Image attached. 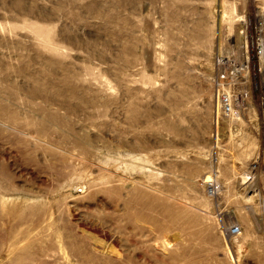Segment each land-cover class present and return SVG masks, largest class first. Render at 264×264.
Masks as SVG:
<instances>
[{
    "label": "rangeland",
    "instance_id": "rangeland-1",
    "mask_svg": "<svg viewBox=\"0 0 264 264\" xmlns=\"http://www.w3.org/2000/svg\"><path fill=\"white\" fill-rule=\"evenodd\" d=\"M262 8L0 0V264H264L257 92L221 120L210 82Z\"/></svg>",
    "mask_w": 264,
    "mask_h": 264
},
{
    "label": "built area",
    "instance_id": "built-area-1",
    "mask_svg": "<svg viewBox=\"0 0 264 264\" xmlns=\"http://www.w3.org/2000/svg\"><path fill=\"white\" fill-rule=\"evenodd\" d=\"M251 36L252 55L248 48L245 55H241L234 48H226L216 56L214 71L210 78L213 92L217 98V118H221V120H229L243 113L248 109L251 101L254 100L255 92H257L263 147L257 160L250 165L245 175L248 184L255 180L260 161L264 163V8L253 20ZM254 75H257L258 84L254 81ZM205 183L207 192L211 195L215 194L214 179L208 178ZM241 233L242 228L239 223H234L226 228L229 238L237 237Z\"/></svg>",
    "mask_w": 264,
    "mask_h": 264
},
{
    "label": "bare ground",
    "instance_id": "bare-ground-1",
    "mask_svg": "<svg viewBox=\"0 0 264 264\" xmlns=\"http://www.w3.org/2000/svg\"><path fill=\"white\" fill-rule=\"evenodd\" d=\"M210 177V176H209Z\"/></svg>",
    "mask_w": 264,
    "mask_h": 264
}]
</instances>
